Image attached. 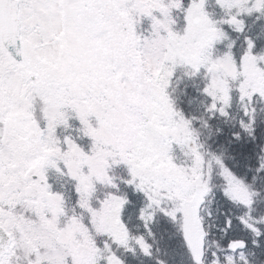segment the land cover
Wrapping results in <instances>:
<instances>
[{"label": "snow or ice", "instance_id": "1", "mask_svg": "<svg viewBox=\"0 0 264 264\" xmlns=\"http://www.w3.org/2000/svg\"><path fill=\"white\" fill-rule=\"evenodd\" d=\"M0 264H264V0H0Z\"/></svg>", "mask_w": 264, "mask_h": 264}]
</instances>
